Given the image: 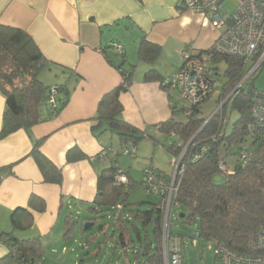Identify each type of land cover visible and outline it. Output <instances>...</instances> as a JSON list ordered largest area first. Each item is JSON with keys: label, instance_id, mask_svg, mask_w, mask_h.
Returning <instances> with one entry per match:
<instances>
[{"label": "trees", "instance_id": "1", "mask_svg": "<svg viewBox=\"0 0 264 264\" xmlns=\"http://www.w3.org/2000/svg\"><path fill=\"white\" fill-rule=\"evenodd\" d=\"M102 53L106 61L120 72L122 81L99 100L93 118L96 126L92 128V133L97 138L108 131L117 136L122 146H135L147 136L123 121V108L119 101L120 94L131 84L135 66L129 65L124 70V55L110 53L108 48L103 49ZM159 55L158 46L141 40L138 46L141 62L153 64ZM117 59L118 63L114 64ZM211 63L225 65L222 74L224 83L217 100L221 108L206 125L204 123L208 118L202 116L201 104L180 108L186 117L185 122L170 120L159 126L161 133L175 138L169 145L163 144L167 152L174 159L181 157L182 173L175 181L177 191L171 209L180 210L177 220L190 229L191 240L212 243L213 249L223 245L241 255H255L256 234L264 227V128L255 125L251 114V96L255 91L251 78L254 75L237 88L245 76L241 59L213 56ZM48 65L25 31L0 25V93L5 99L0 139L20 130L27 132L36 125L54 119L67 105L68 92L64 86L49 87L39 80L40 71ZM144 81L163 83L155 70L148 71ZM52 90L57 94V105L54 108L48 104ZM173 105L176 113V104ZM232 113H236L237 118L230 123L229 115ZM43 140L33 143L30 156L44 183L61 185V169L40 153ZM202 147H206V151L193 162V157ZM243 151L248 154L247 162L242 160ZM221 164L225 165V169L220 168ZM118 170L113 162L97 176L96 194L87 205L88 217L83 219L80 229L85 241L84 248L93 247V251H87L83 256L90 263L95 262L102 254L103 247L109 245L112 254L120 251L127 258L130 252L126 264H164V209L161 199L158 197L159 201L149 204L150 208L145 211L139 209L145 202L129 203L128 196L134 184L130 179L125 185L116 184ZM156 172L163 179L170 178L172 174L166 176L158 170ZM218 176L222 177V183L214 181ZM117 205L121 206L118 211ZM44 211V201L31 195L26 208H17L11 212V225L14 230H28L34 225L33 212L41 214ZM105 219L109 221L101 224ZM89 222L93 226L98 225L97 232L91 233V229H84ZM170 223L171 217L168 237L171 241L178 238L177 247L183 256L182 236L171 234ZM75 224V219L68 214L63 229L65 241L72 239L76 231ZM0 244L7 250L0 264H44L40 237L19 240L11 233L0 232ZM214 260L216 264L215 255Z\"/></svg>", "mask_w": 264, "mask_h": 264}, {"label": "crops", "instance_id": "2", "mask_svg": "<svg viewBox=\"0 0 264 264\" xmlns=\"http://www.w3.org/2000/svg\"><path fill=\"white\" fill-rule=\"evenodd\" d=\"M177 2L0 0V25L25 31L49 63L45 69L50 73L48 79L39 80L49 87L64 86L68 92L67 105L54 119L0 139V232L11 233L19 240L40 237L43 248L46 244H64L66 215L81 221V214L95 197L98 174L111 163L125 171L131 181L134 173L142 175L147 168L166 176L172 173L174 158L163 144L175 138L161 133L159 126L177 121L178 110L175 108L174 113L172 99L175 91L159 81H144V75L155 70L166 81L178 71L180 52L186 46L205 52L218 35L201 16L179 13ZM142 39L160 48L153 64L138 58ZM113 46L124 52V70L135 66L129 88L119 96L121 117L147 136L135 145V153L130 157L122 154L126 146L119 141L111 146L105 141L110 132L97 138L92 133L99 100L122 81L120 72L102 53L105 48L114 53ZM117 63L118 59L114 64ZM4 109L5 99L0 93V130ZM41 139L44 140L40 153L61 169V185L44 183L30 156L33 143ZM156 154L162 157L157 162ZM118 156L126 159L121 161ZM31 195L44 201L45 211L33 212L32 228L14 230L10 214L17 208H26ZM6 254V248L0 244V259ZM43 263L46 264L44 259Z\"/></svg>", "mask_w": 264, "mask_h": 264}, {"label": "built area", "instance_id": "3", "mask_svg": "<svg viewBox=\"0 0 264 264\" xmlns=\"http://www.w3.org/2000/svg\"><path fill=\"white\" fill-rule=\"evenodd\" d=\"M224 0H178L179 13L191 12L201 16L218 32L212 46L205 52H196L192 46H186L180 52V67L178 71L162 83V86L175 91L178 97L188 107H196L206 102L214 93L218 83L217 65L211 63L213 56H231L243 61L245 76L242 83L257 73L264 63V0H236V7L231 13L224 11ZM111 50L118 56L124 54L121 47L113 46ZM219 65V64H218ZM251 114L255 125L264 128V93L253 91ZM51 107L57 105V94L52 90L48 100ZM206 147H202L193 157L197 161ZM123 155L132 156L135 146L128 145L122 151ZM246 151L242 152V160L248 161ZM181 157L173 159V172L170 178L163 179L157 175L154 168L145 169L142 174V186L147 195L160 197L164 209V221L171 217L172 199L177 187L175 181L182 173ZM220 168L225 169L221 164ZM128 178L122 170H118L115 182L118 185L127 184ZM116 210L121 206L117 205ZM177 244L172 243L167 253L163 251L164 264H182L177 252ZM255 255H241L230 251L223 245L213 249L216 264H264V227L256 234Z\"/></svg>", "mask_w": 264, "mask_h": 264}, {"label": "rangeland", "instance_id": "4", "mask_svg": "<svg viewBox=\"0 0 264 264\" xmlns=\"http://www.w3.org/2000/svg\"><path fill=\"white\" fill-rule=\"evenodd\" d=\"M223 9L227 13H231L235 7H236V0H224ZM124 45V43L122 42ZM220 75L218 83L215 87V91L213 95L201 105L200 110L203 117L209 118L217 109H220L221 106L217 104L218 95L220 93V87L224 83L223 78V72L225 70L224 63H220L215 67ZM50 73L47 70L40 71L38 77L41 81L45 82L47 80V76H49ZM253 82V87L256 91L260 93H264V63L261 65L257 73L251 78ZM172 99L173 102L176 104L177 107V114H176V120L178 122H185L186 117L182 115V112H180L181 107H188L184 102L181 101V99L178 97L177 93L172 92ZM237 118L236 113H232L229 115V121L232 123ZM105 141L110 144V146L117 145V136L115 134H108L106 136ZM174 140L172 138H169L167 141V144L169 145ZM162 142L159 140V144ZM169 154H167V157L169 158ZM130 157V156H128ZM156 162L162 157L159 155H155ZM118 159L125 160L126 158L124 156H118ZM229 163L232 162V160H228ZM171 170L173 172V166L171 164ZM170 171V169H169ZM143 178V174L134 173L132 176V179L135 181H131L134 185L133 188L128 196V202L131 204H137V203H143L139 209L147 210L150 208L149 204L156 203L159 201L158 197H155L153 195H147L146 191L144 190L143 186H141V180ZM216 183H222V177L218 176L214 179ZM172 206V205H171ZM117 209V207H116ZM172 210V209H171ZM118 211V210H117ZM180 213V210L178 208H174L172 210V216H171V223H170V232L172 235H178L182 236V239L180 241L183 242V248H184V254L182 256V253L179 252V247H177L178 255L182 261V264H215L214 255H213V244L212 243H206L201 240L195 239L194 241L189 238L191 232L189 228H185L183 225L179 223L177 220V216ZM68 215V214H67ZM66 215V216H67ZM88 217V213L84 212L81 214L79 221L77 217L75 218V233L71 240L65 241L64 244H53V245H45L43 248L44 250V256L43 259L45 260L46 264H126V261L130 259V252H128V257L126 258L122 252L118 251L116 254H112L111 252V246L105 245L103 247L102 254L98 258L97 261L90 263L85 257L83 256L84 253L92 252L93 247H85V241L83 240L80 229L82 227L83 219ZM170 220V215H168V218L166 221H164L163 226V239H162V247L164 253H167V250L171 249V243H178V238H175L171 241L168 237V224ZM109 220L105 219L102 220L101 224L107 223ZM90 226L87 230L91 229V233L97 232L98 225L93 226L89 222ZM58 228L56 230V233H58L60 230ZM85 231V230H84ZM149 233H151V228H149ZM100 240H98L96 243H98ZM63 248L67 249V251L63 252ZM127 259V260H126Z\"/></svg>", "mask_w": 264, "mask_h": 264}, {"label": "water", "instance_id": "5", "mask_svg": "<svg viewBox=\"0 0 264 264\" xmlns=\"http://www.w3.org/2000/svg\"><path fill=\"white\" fill-rule=\"evenodd\" d=\"M241 84H242V82L238 85L237 88H239ZM237 88H236V89H237ZM236 89H235V90H236ZM235 90L233 91V93L235 92ZM219 107H220V106H219ZM218 110H219V109H217V110H216V111H215V112H214V113H213V114H212V115L206 120V122L204 123V125H206V124L209 122V120L215 115V113H216ZM204 125H203V126H204ZM203 126H202V127H203ZM200 130H201V129H200ZM198 132H199V131H198ZM181 218H182V216H181ZM89 226H90V224L87 223V224L85 225L84 229L87 230V229L89 228Z\"/></svg>", "mask_w": 264, "mask_h": 264}]
</instances>
